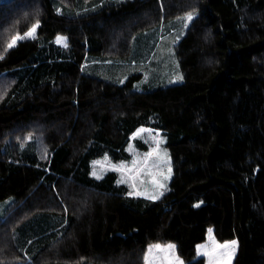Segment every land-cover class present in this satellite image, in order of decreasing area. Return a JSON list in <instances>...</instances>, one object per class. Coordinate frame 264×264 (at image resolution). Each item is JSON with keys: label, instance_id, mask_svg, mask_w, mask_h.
<instances>
[{"label": "trees", "instance_id": "16d2710c", "mask_svg": "<svg viewBox=\"0 0 264 264\" xmlns=\"http://www.w3.org/2000/svg\"><path fill=\"white\" fill-rule=\"evenodd\" d=\"M191 11L182 82L138 90L86 68L131 62L139 34ZM0 55V264H145L168 242L206 264L210 226L239 241L233 264H264V0H4ZM141 126L172 155L158 199L91 174Z\"/></svg>", "mask_w": 264, "mask_h": 264}, {"label": "rangeland", "instance_id": "374dc122", "mask_svg": "<svg viewBox=\"0 0 264 264\" xmlns=\"http://www.w3.org/2000/svg\"><path fill=\"white\" fill-rule=\"evenodd\" d=\"M189 14L192 16L190 20L187 18ZM197 14V11H191L167 19L161 25L139 34L136 37L131 62L117 64L114 61L105 60V62H95L86 68L90 71L93 66H97L100 68V75L113 77L123 82L131 76L134 88L138 90H149L182 82L184 77L175 48ZM37 29L38 26L31 36H25V34L19 36L33 37ZM59 38L65 39L60 42ZM55 41L67 45L68 38L64 34H59L55 37ZM142 42L144 48L143 44L141 48L139 47ZM169 59L172 62H169ZM163 138L160 130L141 126L133 134L127 146L129 156L118 161L111 159L110 154L97 158L93 161L91 174L100 178L108 169H116L120 173V182L132 184L141 196L158 199L169 189L173 176L172 155L170 149L164 145ZM11 202L12 197L0 201V216L4 215ZM233 241L236 243L233 244ZM238 248L237 239L219 241L213 226L208 229L207 239L197 244V252L205 256L206 264H233ZM182 263L183 259L178 253L175 242L151 243L147 249L145 264Z\"/></svg>", "mask_w": 264, "mask_h": 264}, {"label": "snow or ice", "instance_id": "6c2138e0", "mask_svg": "<svg viewBox=\"0 0 264 264\" xmlns=\"http://www.w3.org/2000/svg\"><path fill=\"white\" fill-rule=\"evenodd\" d=\"M187 18L190 20V19L192 18L191 14H189ZM37 26H38V22H37L36 25L33 26V28H32L28 33H25V36H31V35L34 33L35 28H36ZM23 38H25V37H22V36L14 37L12 43L8 44L7 47H9V48L13 47V46L15 45L16 40H18V39H23ZM64 39H65V38H59L60 42H63ZM2 58H3V56L0 55V59H2ZM142 131H143V130H142ZM232 243L235 244L236 242L233 241ZM157 247H159V246H157ZM169 247H172V246H169Z\"/></svg>", "mask_w": 264, "mask_h": 264}, {"label": "crops", "instance_id": "0c3cea01", "mask_svg": "<svg viewBox=\"0 0 264 264\" xmlns=\"http://www.w3.org/2000/svg\"><path fill=\"white\" fill-rule=\"evenodd\" d=\"M89 59V58H88ZM95 62H99V60L98 59H96V58H91V59H89V61H87V63H86V67H88L89 65H93ZM96 68H99V67H97V66H93L91 69H96ZM200 255V254H199ZM182 264H185V262L183 261V263Z\"/></svg>", "mask_w": 264, "mask_h": 264}, {"label": "bare ground", "instance_id": "6f19581e", "mask_svg": "<svg viewBox=\"0 0 264 264\" xmlns=\"http://www.w3.org/2000/svg\"><path fill=\"white\" fill-rule=\"evenodd\" d=\"M168 57H169V56H168ZM170 59H172V58H170ZM170 59H169V60H170ZM169 62H172V61L170 60Z\"/></svg>", "mask_w": 264, "mask_h": 264}]
</instances>
